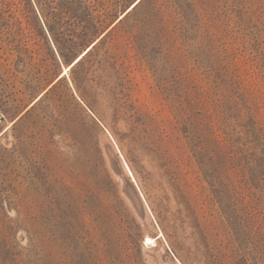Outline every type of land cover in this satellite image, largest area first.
Returning a JSON list of instances; mask_svg holds the SVG:
<instances>
[{"label": "rangeland", "instance_id": "rangeland-1", "mask_svg": "<svg viewBox=\"0 0 264 264\" xmlns=\"http://www.w3.org/2000/svg\"><path fill=\"white\" fill-rule=\"evenodd\" d=\"M135 1L0 0V264H264V0Z\"/></svg>", "mask_w": 264, "mask_h": 264}, {"label": "trees", "instance_id": "trees-1", "mask_svg": "<svg viewBox=\"0 0 264 264\" xmlns=\"http://www.w3.org/2000/svg\"><path fill=\"white\" fill-rule=\"evenodd\" d=\"M136 5H137V4H136ZM136 5H135V6H136ZM135 6H134V7H135ZM92 47H93V46H92ZM92 47L89 48V49H88V50H87V51H86V52L80 57V59H79L77 62H79V61H80L81 59H83L84 57L88 56V55L90 54V50L92 49ZM77 62H76V63H77ZM76 63H74V64H76ZM74 64H73V65H74ZM73 65H72V66H73Z\"/></svg>", "mask_w": 264, "mask_h": 264}, {"label": "water", "instance_id": "water-1", "mask_svg": "<svg viewBox=\"0 0 264 264\" xmlns=\"http://www.w3.org/2000/svg\"><path fill=\"white\" fill-rule=\"evenodd\" d=\"M138 2H139V0H138V1H137L135 4H137ZM135 4H134L132 7H134V6H135ZM132 7H131V8H132ZM131 8H130V9H131ZM130 9H129V10H130Z\"/></svg>", "mask_w": 264, "mask_h": 264}, {"label": "bare ground", "instance_id": "bare-ground-1", "mask_svg": "<svg viewBox=\"0 0 264 264\" xmlns=\"http://www.w3.org/2000/svg\"><path fill=\"white\" fill-rule=\"evenodd\" d=\"M137 1H138V0H136L131 6H133ZM131 6H130V7H131ZM152 242H153V241H152Z\"/></svg>", "mask_w": 264, "mask_h": 264}]
</instances>
